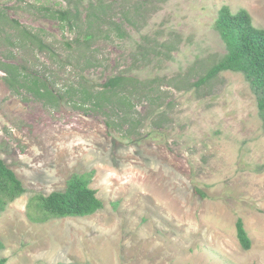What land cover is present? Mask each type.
Returning <instances> with one entry per match:
<instances>
[{"label":"rangeland","instance_id":"1","mask_svg":"<svg viewBox=\"0 0 264 264\" xmlns=\"http://www.w3.org/2000/svg\"><path fill=\"white\" fill-rule=\"evenodd\" d=\"M103 1L88 46L76 40L88 29V0H0V60L19 64L23 83L39 77L51 93L13 89L0 70V158L24 187L0 211V257L5 264H264L256 96L240 72L196 84L225 53L213 28L219 7L245 8L262 27L264 0ZM75 9L72 27L51 17ZM2 16L47 47L17 40ZM114 75L135 81L98 101ZM89 170L100 210L30 220V197ZM237 218L249 249L237 240Z\"/></svg>","mask_w":264,"mask_h":264},{"label":"trees","instance_id":"2","mask_svg":"<svg viewBox=\"0 0 264 264\" xmlns=\"http://www.w3.org/2000/svg\"><path fill=\"white\" fill-rule=\"evenodd\" d=\"M103 0H88V29L84 31L80 40L88 46L95 38L92 25H98V20L105 15ZM97 11V12H96ZM56 12V13H54ZM52 18H58L69 27L77 22L78 9L70 13L67 10L54 11ZM3 19L10 21L11 29L16 32L17 40L28 41L37 50L47 47L46 41L38 34L20 24L15 19ZM100 26V25H99ZM213 28L219 33L225 53L214 61L199 77L196 84L207 83L220 72L230 70L243 74L256 96V105L260 118L264 123V26L257 27L252 23L251 16L245 8L232 11L228 5H221L213 21ZM123 24L116 27V36H125ZM0 70L4 72V80L11 88L24 86L34 95L51 96L45 83L39 77H34L30 83H23L20 78L19 64L3 62L0 60ZM131 81L133 77L114 75L103 83V90L96 93L98 101L105 100L106 96L115 95L117 91ZM85 97L88 96L84 91ZM93 170L83 173L73 172L66 180L65 186L60 190H53L48 194H35L30 197L27 209L28 217L33 222H44L52 218L78 217L91 215L103 207V202L96 195V190L89 186ZM24 187L15 172L0 158V211L6 205L20 196ZM236 237L243 249H249L251 240L240 218L235 222ZM3 242L0 239V249ZM6 258L0 257V264H5Z\"/></svg>","mask_w":264,"mask_h":264}]
</instances>
